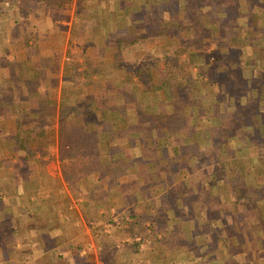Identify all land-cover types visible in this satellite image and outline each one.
I'll return each mask as SVG.
<instances>
[{
	"label": "crops",
	"instance_id": "0c3cea01",
	"mask_svg": "<svg viewBox=\"0 0 264 264\" xmlns=\"http://www.w3.org/2000/svg\"><path fill=\"white\" fill-rule=\"evenodd\" d=\"M221 228L264 264V0L0 1V264H211Z\"/></svg>",
	"mask_w": 264,
	"mask_h": 264
},
{
	"label": "trees",
	"instance_id": "16d2710c",
	"mask_svg": "<svg viewBox=\"0 0 264 264\" xmlns=\"http://www.w3.org/2000/svg\"><path fill=\"white\" fill-rule=\"evenodd\" d=\"M88 135L83 128L68 130L64 127L60 130V151L62 161L68 159L67 164H62V170L68 173L71 181L88 175L92 171L89 157L90 146L86 145ZM155 245L164 243V240L153 239Z\"/></svg>",
	"mask_w": 264,
	"mask_h": 264
},
{
	"label": "rangeland",
	"instance_id": "374dc122",
	"mask_svg": "<svg viewBox=\"0 0 264 264\" xmlns=\"http://www.w3.org/2000/svg\"><path fill=\"white\" fill-rule=\"evenodd\" d=\"M2 1V0H0ZM75 55L77 57H79V52H76ZM81 59H82V64L84 67H86V62H85V57H82L80 56ZM75 59V56L73 57ZM72 60V58H71ZM76 76H73V79L75 78ZM72 82H75V85L78 84V80L76 78V80H72ZM81 83V82H80ZM92 144L94 145V141L92 140ZM91 145V144H90ZM212 226V225H211ZM201 229V227H200ZM206 229L205 228H202L201 231H205ZM226 231V229L224 230L223 228L220 229V231L218 232L220 237H215L214 234L212 233V229H211V233L208 232L209 234L207 236H205V239L203 240V243L199 244L201 247H205V248H208L210 247L211 248V264L212 263H216V261L218 260V258L220 257H223L224 259V253L225 251L227 250V248H224L226 246V243H225V238L223 237V234L224 232ZM217 236V235H216ZM221 238V239H219ZM169 239V238H168ZM170 241V240H169ZM180 241V240H179ZM254 246L251 244L250 246V250L251 251H254L255 248H253ZM229 249V248H228ZM219 250V251H218ZM219 253V254H218Z\"/></svg>",
	"mask_w": 264,
	"mask_h": 264
}]
</instances>
